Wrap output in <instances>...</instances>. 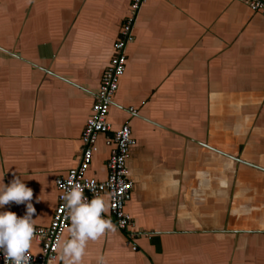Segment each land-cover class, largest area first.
I'll list each match as a JSON object with an SVG mask.
<instances>
[{
	"label": "crops",
	"instance_id": "obj_1",
	"mask_svg": "<svg viewBox=\"0 0 264 264\" xmlns=\"http://www.w3.org/2000/svg\"><path fill=\"white\" fill-rule=\"evenodd\" d=\"M131 1L0 0V178L32 190L34 226L77 163ZM133 32L107 119L135 139L125 210L138 234L128 243L104 214L115 231L82 264H264V15L241 0H145ZM109 152L101 133L88 176L106 178ZM2 212L22 218L27 202Z\"/></svg>",
	"mask_w": 264,
	"mask_h": 264
},
{
	"label": "built area",
	"instance_id": "obj_2",
	"mask_svg": "<svg viewBox=\"0 0 264 264\" xmlns=\"http://www.w3.org/2000/svg\"><path fill=\"white\" fill-rule=\"evenodd\" d=\"M254 11L264 15V0H241ZM145 0H132L126 17L124 18L117 40L113 43V55L109 64L104 69L99 89L95 94V100L92 109L81 133V145L79 153L76 156L77 163L65 174L58 175L55 178V187L57 189V205L53 212L51 221L47 226H35L36 238L33 244H37L39 251L33 252L31 249L28 264H47L49 261L56 260L58 251L52 250L57 237L61 239L63 232L70 225V220L66 219V210L63 209L65 201L62 196L65 189L69 187V181L79 183L84 189V196L90 201L97 195L104 197L109 201L110 214L114 217L116 225L124 231L128 243L137 232L130 229L133 225L130 214L125 210V204L131 197L133 188L132 180L128 176V167L126 161L129 157V151L135 143L131 128L128 123H121L117 128H112L107 119L108 110L112 104V97L115 93L120 77L126 68L127 46L134 41V25L137 19L140 7ZM130 113H136L132 107ZM105 135V143L110 147L107 159V176L103 180H98L87 175V170L91 163L96 141L99 134ZM95 183L94 189L90 190L87 185ZM41 232L44 234L40 239ZM132 245V249H136ZM0 264H5V254L0 249Z\"/></svg>",
	"mask_w": 264,
	"mask_h": 264
},
{
	"label": "clouds",
	"instance_id": "obj_3",
	"mask_svg": "<svg viewBox=\"0 0 264 264\" xmlns=\"http://www.w3.org/2000/svg\"><path fill=\"white\" fill-rule=\"evenodd\" d=\"M95 183L87 185L94 189ZM33 192L26 187L20 178H15L5 186L0 178V207L10 202L16 204L27 202V213L22 218L13 212L0 213V249L5 254V264H28L36 229L32 216L35 209L30 203ZM65 201L66 219L70 220L67 227L68 237L63 241L57 237L52 245L58 251V264H82L89 241H97L108 231H115V226L104 214L109 212V201L97 195L90 201L84 196V189L79 183L69 181V187L62 196ZM43 233L40 239H43ZM98 264H106L101 257Z\"/></svg>",
	"mask_w": 264,
	"mask_h": 264
}]
</instances>
